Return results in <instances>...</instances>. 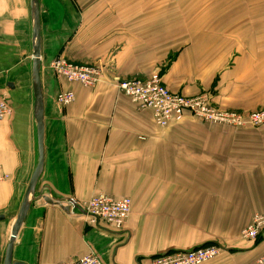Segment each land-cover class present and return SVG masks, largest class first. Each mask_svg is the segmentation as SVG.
<instances>
[{"label":"crops","instance_id":"obj_1","mask_svg":"<svg viewBox=\"0 0 264 264\" xmlns=\"http://www.w3.org/2000/svg\"><path fill=\"white\" fill-rule=\"evenodd\" d=\"M39 6L45 161L14 262L58 264L93 252L104 264H151L219 246L222 254L205 264H256L264 234L253 241L243 231L264 211V125L234 128L186 115L162 129L117 83L158 74L172 93L211 94L217 109L263 110L264 0ZM33 14L32 0H0V90L12 108L0 123V168L9 176L0 181L2 260L38 164ZM56 58L100 69V84L57 78L49 68ZM66 91L75 101L63 107L56 96ZM98 194L132 200L122 230L70 208L71 199L83 204Z\"/></svg>","mask_w":264,"mask_h":264},{"label":"built area","instance_id":"obj_2","mask_svg":"<svg viewBox=\"0 0 264 264\" xmlns=\"http://www.w3.org/2000/svg\"><path fill=\"white\" fill-rule=\"evenodd\" d=\"M76 1V0H71ZM53 74L71 83H79L84 88H96L102 79L100 69L90 65L72 63L63 58L54 59L49 66ZM117 87L125 97L137 105L140 111H151L153 120L159 128L165 129L173 123L181 122L186 115H193L206 123L245 128L264 125V109L249 114L217 109L211 94L203 93L194 97H185L172 93L162 83L160 75L141 81H118ZM75 101L72 91L60 92L56 96L58 105L67 107ZM12 108L8 96L0 90V123L8 119ZM9 179L8 174L1 171L0 181ZM72 210L80 209L93 225L106 226L110 229L122 230L132 214V200L130 198L114 199L104 194H98L89 201L80 204L71 199ZM264 234V211L257 213L251 223L243 231V237L257 241ZM223 249L219 246L202 247L190 251L169 253L151 261V264H205L219 257ZM58 264H104L95 253L77 258L69 262ZM256 264H264V254Z\"/></svg>","mask_w":264,"mask_h":264},{"label":"water","instance_id":"obj_3","mask_svg":"<svg viewBox=\"0 0 264 264\" xmlns=\"http://www.w3.org/2000/svg\"><path fill=\"white\" fill-rule=\"evenodd\" d=\"M33 5V18H34V38H35V50L33 61V90L35 98V120L37 124V143H38V164L30 180L27 192L24 197V201L18 213V216L12 227L9 243L7 246L4 259L0 258V264H24L14 262V244L20 233V230L28 216L31 203L34 200L36 194L37 185L44 169L45 153H44V139H45V125H44V99L41 83V30H40V6L39 0H32ZM48 201V198H45ZM54 203L53 200H50ZM61 205V203H57ZM70 209V208H69ZM5 220V216L0 215V221Z\"/></svg>","mask_w":264,"mask_h":264},{"label":"trees","instance_id":"obj_4","mask_svg":"<svg viewBox=\"0 0 264 264\" xmlns=\"http://www.w3.org/2000/svg\"><path fill=\"white\" fill-rule=\"evenodd\" d=\"M259 240V239H258Z\"/></svg>","mask_w":264,"mask_h":264}]
</instances>
